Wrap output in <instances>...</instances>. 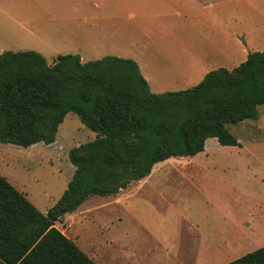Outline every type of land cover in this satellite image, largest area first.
I'll list each match as a JSON object with an SVG mask.
<instances>
[{
  "label": "rangeland",
  "instance_id": "obj_1",
  "mask_svg": "<svg viewBox=\"0 0 264 264\" xmlns=\"http://www.w3.org/2000/svg\"><path fill=\"white\" fill-rule=\"evenodd\" d=\"M87 1L119 5V0ZM37 10L31 1L0 0V55L7 51H35L50 64L58 56L77 53L83 63L108 56L135 59L156 94L190 89L210 71H231L246 61L249 53L264 51L263 45L241 42L237 46L215 45L218 37L214 23L205 15H187L186 22L175 21L178 26L169 27L165 19L143 21L130 13L120 14L109 26L123 28L110 29L106 40L95 32L72 30L70 20L63 21L68 26L62 37L51 31L35 36V26H40ZM149 24L159 29L151 28L147 36L145 31L135 29L136 25ZM235 26L241 28L239 22L231 24ZM136 43L138 47L149 45V51L140 54ZM117 48L121 51L116 52ZM187 56L203 59L198 77L191 79L182 68L181 61ZM258 111L255 120L229 125L241 146H221L212 139L204 152L210 153V157L199 161L194 157L173 158L155 166L149 182L159 185V189H146L136 195L134 183L118 195L92 196L56 227L97 264H227L247 255L238 248L236 252L230 246L224 247L228 240L238 239L223 236L222 229L225 226L232 228L230 233L241 234L235 222L240 210L245 217H255L256 226L261 225V211L255 207L258 203L264 205V105ZM95 138L96 134L75 113H70L60 125L53 145L40 143L23 148L2 144L0 173L45 214L61 199L74 174L69 152ZM241 189L258 192L263 199L247 196ZM234 191L237 193L232 194ZM208 198L230 201L232 205L234 200L241 199V204L235 205L236 213L232 210L231 217L225 219L226 211L213 210ZM260 240L264 242V238Z\"/></svg>",
  "mask_w": 264,
  "mask_h": 264
},
{
  "label": "trees",
  "instance_id": "obj_2",
  "mask_svg": "<svg viewBox=\"0 0 264 264\" xmlns=\"http://www.w3.org/2000/svg\"><path fill=\"white\" fill-rule=\"evenodd\" d=\"M264 105V51L233 70L210 71L195 87L151 92L139 65L79 55L53 63L35 51L0 55V145L56 142L75 113L96 138L69 152L74 174L58 203L40 212L0 173V264H97L56 224L92 196H113L173 158L195 157L216 139L241 146L229 125ZM227 264H264V247Z\"/></svg>",
  "mask_w": 264,
  "mask_h": 264
},
{
  "label": "crops",
  "instance_id": "obj_3",
  "mask_svg": "<svg viewBox=\"0 0 264 264\" xmlns=\"http://www.w3.org/2000/svg\"><path fill=\"white\" fill-rule=\"evenodd\" d=\"M27 1H31L38 7L37 13L40 17V26H35V29L37 30L36 33L33 34L35 36H38V34L43 31H51L53 32V35L62 37L63 31L67 30L68 26L67 23L63 25V21L70 20L73 25V27L71 26L72 30H76L77 28L78 30H88L92 33L95 32L98 34L100 39L106 40L109 39L111 35L110 29L116 31L123 28L119 25L109 26L110 21H115L120 18V14L130 13L136 15V19L143 21H162V19H165V24L169 27H177L178 24H176L175 21L181 23L184 20V22H186L187 15H205L208 16L209 21L211 20L214 23L213 30L218 37V41L215 43V45L237 46L238 44L244 43L245 45L264 46V0H119V5L116 7H111L106 1L104 2V6L100 5L99 3H89L87 0H79L78 2H75L74 0ZM114 14L117 16H113ZM238 14H244L245 17L243 19L238 18ZM220 16H223V20L226 23ZM54 22L58 23L55 25L49 24ZM238 22L240 24L239 27L241 28H238V26L231 27L232 23L237 24ZM151 28L156 30L159 29V27L154 24H149V26L145 25L144 27L136 25L135 29L136 31H145V36H147L146 32H149ZM133 46L135 47V44H133ZM136 47H138L137 43ZM138 50L140 51V54H144V52L149 51V45H139ZM120 51L121 50L117 48L116 52ZM77 55L80 56L79 53H77ZM189 56L185 57L181 62H183L182 68L185 70V72H187V76L192 79L198 77L199 73L203 70L200 69L203 65V59H197L194 56ZM133 60L135 61V59ZM140 70L150 87L149 78L144 74L143 69ZM210 142H213L212 139L207 141V143ZM210 155V153H200L194 158L199 161V158L210 157ZM160 164L156 166H159ZM154 170L155 167L150 176L136 182V195H139V193L146 189L149 191L153 189H159V185L151 184L149 182ZM167 185L168 184H165L164 186ZM239 191L246 194L247 196H252L253 198L256 197L255 199L257 200L261 198L263 199L261 194L258 192L255 193L251 190L245 191L243 189ZM236 193L237 192L234 191L232 194ZM207 201H209L212 209L216 210L217 212H221L224 209L227 213L225 219H229L231 217V213H236V207H239L241 204V199L234 200L233 205L230 201H224L222 199L215 200L208 198ZM263 207L264 205L262 203L256 204L255 207L261 211L260 226L255 225L257 221L255 217H245L242 210L237 212L240 214V216L237 217V221H235L237 222V230L241 231V234L238 232L230 233L232 228H230L229 231L227 228H225V226H223V236H228L230 239H238L233 241L228 240V242L224 243V247L230 246L232 251H236L238 248V251H244L243 253L247 254L264 247L263 240H260L264 238ZM232 210H234V212H231ZM188 211L189 209L186 210V212ZM196 211L199 213L198 208ZM223 216L224 215L221 217ZM199 226L200 224L198 223L197 228H199ZM252 238L259 240H251ZM247 245L249 246L246 247Z\"/></svg>",
  "mask_w": 264,
  "mask_h": 264
}]
</instances>
